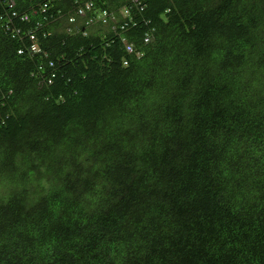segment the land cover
<instances>
[{
  "label": "trees",
  "instance_id": "obj_1",
  "mask_svg": "<svg viewBox=\"0 0 264 264\" xmlns=\"http://www.w3.org/2000/svg\"><path fill=\"white\" fill-rule=\"evenodd\" d=\"M0 264H264V0H0Z\"/></svg>",
  "mask_w": 264,
  "mask_h": 264
},
{
  "label": "clouds",
  "instance_id": "obj_2",
  "mask_svg": "<svg viewBox=\"0 0 264 264\" xmlns=\"http://www.w3.org/2000/svg\"><path fill=\"white\" fill-rule=\"evenodd\" d=\"M90 4H91V2H86L85 4H79L76 7L74 13L72 14V20L73 21H71V22H67L66 21V24H65V27L67 28L66 31L71 32L75 28V25H77V24L82 22V19H83L84 24L86 26H88L90 29H93L96 26L104 27L105 21L108 22V20H110L109 17L113 16V13L108 11L106 13V20L105 21H101L99 19L98 12L94 11L93 8H91L89 6ZM47 7H48V4L44 3L42 5V10H45ZM80 9H82L85 13L84 12H80ZM120 12H121V14L123 16H125L126 13H127V10L124 9V10H121ZM12 15H15V13L13 12ZM20 17H21L20 18L21 20H26L22 16H20ZM88 18H92L93 19V21H94V25L93 26H90V24L86 21ZM28 34H29L30 39L34 41L32 46H31V48H30L31 52L39 51L40 49H39L38 45L35 43V39L33 38V35L35 36L34 32H30ZM125 50H126V48H125ZM133 50L131 52H128L126 50V52L127 53H132ZM19 52H21V51H19Z\"/></svg>",
  "mask_w": 264,
  "mask_h": 264
},
{
  "label": "bare ground",
  "instance_id": "obj_3",
  "mask_svg": "<svg viewBox=\"0 0 264 264\" xmlns=\"http://www.w3.org/2000/svg\"><path fill=\"white\" fill-rule=\"evenodd\" d=\"M91 8H94V6H93V3H91L90 5H89ZM80 10H82V9H80ZM82 12H84L83 10H82ZM108 11L107 10H104V11H101V12H99L98 13V16H99V19L101 20V21H105L106 20V13H107ZM85 13V12H84ZM127 16H129V12H128V14L126 15V17ZM24 19H28V17L27 16H22ZM111 18H114V16H111V17H109V19L111 20ZM71 21H73L72 20V18L70 19ZM110 20H108V22H106L105 21V24H104V26H107L109 23H110ZM33 38L35 39V36L33 35ZM147 40V39H146ZM128 45H131V44H128ZM131 46H133V45H131Z\"/></svg>",
  "mask_w": 264,
  "mask_h": 264
},
{
  "label": "built area",
  "instance_id": "obj_4",
  "mask_svg": "<svg viewBox=\"0 0 264 264\" xmlns=\"http://www.w3.org/2000/svg\"><path fill=\"white\" fill-rule=\"evenodd\" d=\"M82 12V10H80ZM125 48L128 52H131L133 50V47L131 45H125Z\"/></svg>",
  "mask_w": 264,
  "mask_h": 264
},
{
  "label": "rangeland",
  "instance_id": "obj_5",
  "mask_svg": "<svg viewBox=\"0 0 264 264\" xmlns=\"http://www.w3.org/2000/svg\"><path fill=\"white\" fill-rule=\"evenodd\" d=\"M104 28H106V27H104Z\"/></svg>",
  "mask_w": 264,
  "mask_h": 264
}]
</instances>
